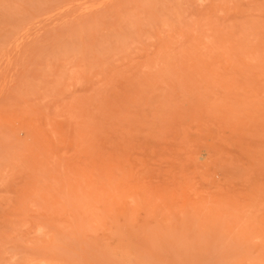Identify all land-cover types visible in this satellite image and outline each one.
I'll use <instances>...</instances> for the list:
<instances>
[{
  "label": "rangeland",
  "instance_id": "rangeland-1",
  "mask_svg": "<svg viewBox=\"0 0 264 264\" xmlns=\"http://www.w3.org/2000/svg\"><path fill=\"white\" fill-rule=\"evenodd\" d=\"M0 264H264V0H0Z\"/></svg>",
  "mask_w": 264,
  "mask_h": 264
}]
</instances>
